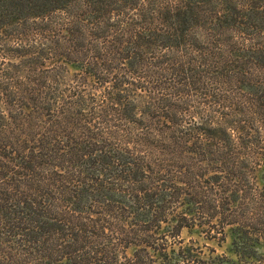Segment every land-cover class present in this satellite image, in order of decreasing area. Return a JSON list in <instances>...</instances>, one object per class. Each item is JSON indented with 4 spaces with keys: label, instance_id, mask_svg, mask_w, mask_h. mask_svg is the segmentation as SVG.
<instances>
[{
    "label": "trees",
    "instance_id": "16d2710c",
    "mask_svg": "<svg viewBox=\"0 0 264 264\" xmlns=\"http://www.w3.org/2000/svg\"><path fill=\"white\" fill-rule=\"evenodd\" d=\"M260 245L264 0H0V264Z\"/></svg>",
    "mask_w": 264,
    "mask_h": 264
},
{
    "label": "rangeland",
    "instance_id": "374dc122",
    "mask_svg": "<svg viewBox=\"0 0 264 264\" xmlns=\"http://www.w3.org/2000/svg\"><path fill=\"white\" fill-rule=\"evenodd\" d=\"M182 237L185 239V242L189 241V239L196 240L199 245L203 246V244L208 245L209 247H212L215 249V254L219 253H225L226 255H230L232 258L236 259L237 257L235 254L229 252L228 247L230 245V237H227V240L222 243V246L217 244V240L215 239H207L205 238L204 233H200L198 229L193 230L192 232H188L186 229L182 232ZM203 249L205 252H208V248L203 246ZM259 254H260V264H264V245L259 246Z\"/></svg>",
    "mask_w": 264,
    "mask_h": 264
}]
</instances>
